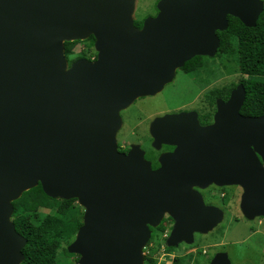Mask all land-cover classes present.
Wrapping results in <instances>:
<instances>
[{"label": "water", "instance_id": "95a60500", "mask_svg": "<svg viewBox=\"0 0 264 264\" xmlns=\"http://www.w3.org/2000/svg\"><path fill=\"white\" fill-rule=\"evenodd\" d=\"M136 0H0V264H20L26 238L13 205L41 184L76 199L83 223L67 246L76 264H144L143 248L165 214L167 247L192 244L223 219L195 187L238 185L240 208L264 217V114L245 116L239 83L216 99L213 122L166 113L149 126L152 145H175L152 169L139 145L120 152V112L171 82L195 56L214 57L228 16L254 27L261 0H159L134 25ZM95 38V60L70 65L65 42ZM209 264H232L226 252Z\"/></svg>", "mask_w": 264, "mask_h": 264}, {"label": "rangeland", "instance_id": "374dc122", "mask_svg": "<svg viewBox=\"0 0 264 264\" xmlns=\"http://www.w3.org/2000/svg\"><path fill=\"white\" fill-rule=\"evenodd\" d=\"M158 1L136 0L133 19L142 20L156 16ZM261 1L264 3V0ZM84 47L83 42L78 43L73 49L74 55ZM96 52L95 47L90 48L88 50L89 57L96 55ZM214 59L215 68H219V79L212 85L222 87L237 84L242 77L237 64L226 55L216 56ZM177 70L175 79L173 78L172 82L164 85L161 91L155 95L139 97L127 108L121 110L122 125L116 133L118 149L120 146L131 147L135 144L140 146L145 156L150 157L153 153L158 154L165 148L161 147L162 145L160 148H155L152 145L153 139L149 133V126L155 117L178 110L196 112H205L208 108L210 110L211 106L206 99L208 87L201 89L193 85L180 70L178 72ZM216 189L215 196L211 193H207V195L210 200L225 210L226 216L222 223L211 231L195 234L192 244L182 243L172 250L165 249L166 239L153 234L151 229V245L155 246L157 264H175L173 261L175 256L180 258L176 264H209L214 254L221 251L228 254L232 264H264V217H255L249 220L244 216L240 208L243 192L240 186L230 185ZM225 190L227 193L224 201H217L219 193ZM82 209L85 210L84 207ZM40 211L48 212L47 209H40ZM166 219L172 223V218L167 215H164L161 223ZM146 251L147 244L142 253L144 254ZM78 256V254L66 256L59 249L58 264H76Z\"/></svg>", "mask_w": 264, "mask_h": 264}, {"label": "trees", "instance_id": "16d2710c", "mask_svg": "<svg viewBox=\"0 0 264 264\" xmlns=\"http://www.w3.org/2000/svg\"><path fill=\"white\" fill-rule=\"evenodd\" d=\"M220 44L214 57L226 55L238 66L242 77L241 83L246 91L245 102L241 113L245 116L257 117L264 114V8L260 13L254 27H246L238 18L228 16V27L224 31L216 32ZM83 42L84 49L74 55V47ZM95 42L91 35L84 41L65 42V55L69 65L80 58H91L88 50ZM214 57L195 56L185 62L183 69L194 74L200 86H204L201 78L202 72L215 68ZM230 84L212 89L207 94L214 105L217 98L228 99L230 92L237 86ZM151 158V157H150ZM12 221L16 231L26 238V245L22 252L24 259L20 264H58V251L64 255L73 256L67 251V246L74 240L75 235L83 223L84 210L76 199H59L47 196L38 184L25 191L17 200L12 202ZM40 209H47L43 213ZM168 226L161 223L156 228H151L153 234L164 237ZM154 236V235H153ZM152 236L147 243L144 253V264H157L155 246L151 245ZM172 250L174 247H166ZM174 263L180 258L175 256Z\"/></svg>", "mask_w": 264, "mask_h": 264}, {"label": "flooded vegetation", "instance_id": "af4514ba", "mask_svg": "<svg viewBox=\"0 0 264 264\" xmlns=\"http://www.w3.org/2000/svg\"><path fill=\"white\" fill-rule=\"evenodd\" d=\"M143 21H144V19H142V20H136V19H134V25L137 28H141L142 25H143ZM93 47H94V45H93ZM96 58H97V52H96V55H92L91 58H88V60H95ZM178 70H180L181 73L184 76H186V78L189 79L190 82L193 85L198 86L201 89L208 87L207 90H206V91H208V93L212 89H220V86H217V85L214 86V85H212L214 82L218 81V79H219V68H211V70H209L207 72H202L201 78L204 80V83H205L204 86H200V84L198 83V79H197V77L194 74L189 73L188 71H186L182 67L179 68ZM178 70H177V72H178ZM176 76H174V79H175ZM206 99H207V101L209 102V104L211 106L210 107V110H209V108L205 112H196V111H188V110H178V111H171V113L194 112L196 114V118H197L198 122L200 123V125H208V124H211L213 122L214 113L216 111V102L213 105L212 102H211L210 96H207ZM222 100L223 101H226L227 99L226 100L225 99H222ZM161 147L165 148V150L164 151H161L158 154H156V153L151 154L150 155L151 158L149 156H145L146 159H149L150 161L153 160V161H151L152 169H157L160 166V164L158 162V159H159V156L162 153H172L175 150V148H176L175 145H169V144H162ZM129 149H130V147H122V146L119 147V151L120 152H123V153H127ZM224 187H228V186H218V185H215V184H210V185H208L205 188L195 187V189L202 196V199H203L204 204L206 206H213V207H216L219 210H221L222 211V214H223V218H224V216H226L225 210H223V208H220V206L216 202H214L213 200H210L209 199V196L207 195V193H211V195H214L215 196V192L217 191L216 188H224ZM226 193H227L226 190L225 191H222L221 193H219V197H217V201H224V198H225ZM165 215H167L169 217L168 214H165ZM171 220H172V223L168 219L164 220V222H163V224L166 225V226H168L170 230H171V228H172V226L174 224L173 219H171ZM222 221H223V219H222ZM222 221L217 226H219L222 223ZM195 234H198V233H195ZM195 234H194V236H195ZM221 252H223V251H221ZM204 253H205V251H204Z\"/></svg>", "mask_w": 264, "mask_h": 264}, {"label": "built area", "instance_id": "2783aa9c", "mask_svg": "<svg viewBox=\"0 0 264 264\" xmlns=\"http://www.w3.org/2000/svg\"><path fill=\"white\" fill-rule=\"evenodd\" d=\"M169 232H170V229H169V227H167V228H166V231H165L164 234H163V236H164V237H167L168 234H169Z\"/></svg>", "mask_w": 264, "mask_h": 264}]
</instances>
